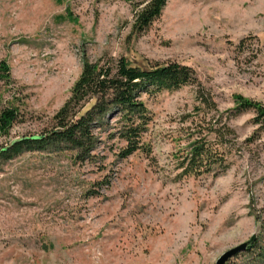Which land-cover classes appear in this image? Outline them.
<instances>
[{
  "label": "rangeland",
  "instance_id": "rangeland-1",
  "mask_svg": "<svg viewBox=\"0 0 264 264\" xmlns=\"http://www.w3.org/2000/svg\"><path fill=\"white\" fill-rule=\"evenodd\" d=\"M148 1L0 0V60L10 68L0 109L17 111L0 149L52 127L84 57L175 61L233 128L229 168L174 179L169 155L185 146L177 120L199 86L143 94L153 161L120 158L106 133L86 161L52 147L0 158V264H215L247 241L226 264H264V129L233 99L264 107V0H167L137 32L135 11Z\"/></svg>",
  "mask_w": 264,
  "mask_h": 264
},
{
  "label": "trees",
  "instance_id": "trees-1",
  "mask_svg": "<svg viewBox=\"0 0 264 264\" xmlns=\"http://www.w3.org/2000/svg\"><path fill=\"white\" fill-rule=\"evenodd\" d=\"M167 0H149L135 11L132 28L145 30L161 15ZM78 79L71 86L68 99L52 117V127L40 134L13 140L0 149V158L9 159L25 150L68 149L75 158L86 161L93 158L100 136L116 139L120 146L118 156L126 158L141 152L153 161L150 140L146 139L151 115L141 99L161 89L175 90L195 84L197 104L180 115V131L185 135V146L169 155L170 171L174 179L201 175L217 176L226 171L236 140V134L227 117L216 107L210 93L200 87L191 67L179 62L148 61L144 66L132 64L128 59L82 60ZM7 62L0 60V80L10 79ZM235 111L253 110L254 121L264 129V107L240 95L233 97ZM17 118L13 107L0 109V134H7ZM113 120L112 125L110 122Z\"/></svg>",
  "mask_w": 264,
  "mask_h": 264
},
{
  "label": "water",
  "instance_id": "water-1",
  "mask_svg": "<svg viewBox=\"0 0 264 264\" xmlns=\"http://www.w3.org/2000/svg\"><path fill=\"white\" fill-rule=\"evenodd\" d=\"M250 245V241L244 242L243 244H239L237 246H234L233 248L225 251L224 253H222L219 257L218 260H215V264H226L232 257H234L235 255H237L238 253L246 250Z\"/></svg>",
  "mask_w": 264,
  "mask_h": 264
}]
</instances>
